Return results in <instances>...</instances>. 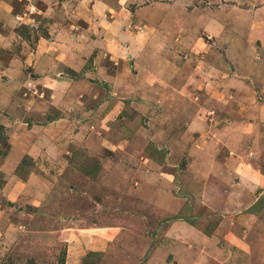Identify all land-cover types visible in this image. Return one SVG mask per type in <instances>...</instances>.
I'll use <instances>...</instances> for the list:
<instances>
[{
    "label": "rangeland",
    "instance_id": "obj_1",
    "mask_svg": "<svg viewBox=\"0 0 264 264\" xmlns=\"http://www.w3.org/2000/svg\"><path fill=\"white\" fill-rule=\"evenodd\" d=\"M24 2L12 0L15 15L30 5ZM47 19L17 25L19 36L53 41ZM185 20L177 22L181 31ZM197 36L205 46L194 50L190 39L191 51L175 57L179 72L160 71L165 58L155 59L150 91L132 92L114 114L85 109L82 98L51 126L56 113L38 104L48 92L36 91L27 71L17 79L23 86L8 82L0 110V264H264V194L240 193V167L264 173V156L238 134L239 122L251 118L247 95L231 80L239 38L226 41L233 58L213 68L200 55L227 51L206 32ZM108 48L100 52L107 68L132 65L127 46L107 56ZM262 71L245 84L256 94L264 92ZM98 87L102 97L110 91ZM214 164L223 169L213 171Z\"/></svg>",
    "mask_w": 264,
    "mask_h": 264
},
{
    "label": "crops",
    "instance_id": "obj_2",
    "mask_svg": "<svg viewBox=\"0 0 264 264\" xmlns=\"http://www.w3.org/2000/svg\"><path fill=\"white\" fill-rule=\"evenodd\" d=\"M25 1L24 4L29 2L30 5L20 11L21 15H15L12 12V0H0V110L3 106L6 111V104H2L4 97L9 96L6 95L4 88H10V86L6 85L14 81L20 85L21 81L17 79L24 71H27V75L25 72L24 75L27 79L29 78L28 83H31L36 91L41 90L49 94L48 100L42 98L38 104L41 110L50 107L51 112L56 113L53 117L58 121H54L50 124L51 126L60 122L64 107L68 108L72 105L73 100L84 105L82 98L88 99L84 105L85 109L90 105L87 109L92 111L95 109L97 113L114 114L116 106L124 105L123 100L134 97L133 93L141 94L145 90L150 91L152 86L149 84L150 78L154 69L156 70L155 59L165 58L164 62L159 64L160 71L169 72L170 67L173 66L179 72V61L175 59L176 55H179L181 51L183 55L191 51L190 39L196 41L194 50L196 47L202 49L205 43L201 41L200 44L197 34L206 32L211 41L215 38L214 42L218 48L223 50L225 48L227 51L226 54L217 53L214 49L210 50L208 56L206 51L200 55V59L204 61L202 63L206 64L205 67L209 65L214 68L223 63L226 58L233 56L235 50L232 45L226 44V41L235 36L239 38L240 51L235 55L234 63L239 65L231 80L239 85L238 89H241L239 94L247 95L248 106L245 108V115L251 116L244 125L241 121L239 122L238 134L243 137V141H251L250 148L256 156L257 153H260L259 156H264V99L261 101V98H258L264 92L256 94L252 91L253 89L245 85L250 81L257 82V78L263 76L264 0ZM37 3L41 4V8L37 6ZM30 9L33 12L29 11ZM40 14L50 18L45 20V24L48 26L47 32L50 36H55L53 41L52 38L50 42L42 38L36 40L35 37L32 41L19 36L17 27L22 24L28 25L27 22L36 24L35 19ZM71 16L75 21L72 24L78 26L76 31L72 30V24L63 21ZM181 18L186 19L181 25L184 28L182 31L176 26L177 22L179 25ZM19 20L22 21L21 24ZM139 26L145 28L142 33L131 30ZM147 26H150L149 29ZM241 35L246 36L247 43H240ZM125 46L134 57L132 65L122 63L120 66L118 64L116 69L107 68L108 60L106 57L102 58L100 54L110 47L106 54L108 56L111 51H117L119 47ZM208 46L209 43H207ZM155 48H158L156 53L152 50ZM90 58H92L91 62ZM187 60V62H193L191 57ZM215 60L219 63L214 64ZM195 72L191 73L193 77H196V82ZM69 74L77 78L74 80L67 78ZM206 74L211 75L208 71ZM203 80L205 93H207L205 96H209L208 92L212 86L205 78ZM97 82L107 85L110 89L103 94V97L97 93L99 90ZM21 85L23 86L22 82ZM137 86L140 87L139 91L136 89ZM86 92L91 96L87 97ZM118 100L122 101L118 102ZM76 103L74 105H77ZM1 113L0 124H3L6 121ZM230 162L234 161L228 160L226 163ZM212 169L219 172V169L222 170L223 167L214 164ZM263 189L264 173L250 171L249 165H242L240 193L246 191L251 197L258 193L264 194Z\"/></svg>",
    "mask_w": 264,
    "mask_h": 264
}]
</instances>
